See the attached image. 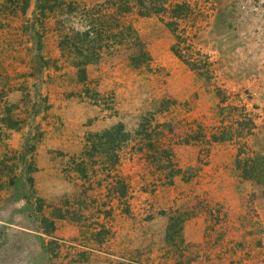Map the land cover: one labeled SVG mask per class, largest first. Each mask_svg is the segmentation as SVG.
Returning a JSON list of instances; mask_svg holds the SVG:
<instances>
[{
  "label": "rangeland",
  "instance_id": "rangeland-1",
  "mask_svg": "<svg viewBox=\"0 0 264 264\" xmlns=\"http://www.w3.org/2000/svg\"><path fill=\"white\" fill-rule=\"evenodd\" d=\"M173 2L83 77L59 40L84 11L38 48L0 8V264H264V0ZM117 123L138 134L110 172L89 142Z\"/></svg>",
  "mask_w": 264,
  "mask_h": 264
},
{
  "label": "trees",
  "instance_id": "trees-1",
  "mask_svg": "<svg viewBox=\"0 0 264 264\" xmlns=\"http://www.w3.org/2000/svg\"><path fill=\"white\" fill-rule=\"evenodd\" d=\"M95 1L96 0H0V8L3 9L2 11H7L10 16H14L18 9L22 11L24 14V22H21V30L30 38L34 39V43H37L38 48L42 40H44L43 38L46 34L45 28H47L46 19L49 16L53 18L57 15H64L60 17L57 23L59 29H64L63 27H65L66 22L71 24L73 16L78 12L84 11V16H88V23L86 22L87 24L82 25L79 29L70 26L69 31L62 32L61 39L59 40L60 50L64 51L66 56H72V58H69L71 61L70 63L75 67V70H77L79 77H83L86 72V70H84L85 67L95 63L100 58L102 50L108 47L121 45L128 40H136V31L132 22L125 18L126 15L137 14L147 17L153 15L159 16L160 13H168L175 19L182 14L183 7L185 8L187 6L185 3L173 2L167 9L165 5L168 0H101V5L98 3L94 4ZM31 5L32 8H30ZM185 11L187 12V10ZM68 16H70V18ZM166 25H172V23L169 21ZM173 51L178 58L186 62V64L193 66L194 69L196 66L195 64L187 62L183 54L176 50ZM144 55L145 53L139 49L138 52H135L131 56L130 61H132L135 66H138L141 63L138 61L144 59ZM137 134L138 133H134V136ZM134 136L131 135L129 131H126L124 126L119 123L99 133L93 134L94 140L89 143L92 144V147H90L94 155L98 154L101 157L99 167L111 172L116 165L115 163L118 161L116 152L114 154L112 151L121 149L128 144L129 141L131 142L135 139ZM211 137L217 140L215 136ZM227 137L228 139H232L231 128L228 131ZM221 138L223 137H220V139ZM139 142L146 147L153 146L150 142L147 145L143 143V140ZM159 145H161V142ZM157 148L159 147L157 146ZM154 161L159 162V159H154ZM164 162L166 163V161ZM87 163L88 162L83 158L79 162L76 160L74 162V174L80 179L86 180L91 176V168H87ZM170 166L172 170L164 175L168 183H172L173 178L181 173L180 169L176 168V166L174 167L171 161L167 164V168ZM250 170L252 173L260 174V171L256 169L252 168ZM247 173H249V175H243L248 180L255 176L251 175L250 171ZM262 175L263 174L255 177L259 180L258 177L261 179ZM117 182L120 184H115V187L119 189L118 193H120L121 198H123L127 193L126 191H128L127 184L124 179Z\"/></svg>",
  "mask_w": 264,
  "mask_h": 264
}]
</instances>
